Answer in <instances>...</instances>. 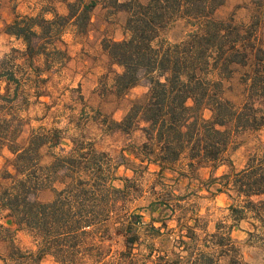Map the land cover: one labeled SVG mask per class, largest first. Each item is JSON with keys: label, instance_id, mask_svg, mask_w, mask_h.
Returning <instances> with one entry per match:
<instances>
[{"label": "trees", "instance_id": "trees-1", "mask_svg": "<svg viewBox=\"0 0 264 264\" xmlns=\"http://www.w3.org/2000/svg\"><path fill=\"white\" fill-rule=\"evenodd\" d=\"M97 1L101 0H94L91 7ZM225 2L115 3L118 10L129 14L128 38L103 44L112 62L123 67V72L115 77V88L123 94L143 79L150 85L146 98L135 103L124 120L116 124L127 133L146 124L143 130L147 141L140 149L145 169L154 165L162 175L172 171L178 180L192 177L198 167L217 168L228 161L236 134L264 128V111L257 107V100L264 101V49L258 44L255 30L262 17L255 14L249 26L237 25L232 18L219 20L215 13ZM81 15L88 18L89 9L85 8ZM74 17L71 12L68 16L55 14L51 20L40 16L19 18L8 25L6 32L25 43L24 56L32 61L35 55L47 56L46 46L59 37L63 22ZM177 20L185 21L191 31L183 41L171 44L162 35ZM42 36L47 42L37 49L34 39ZM1 64L7 66L0 72V82L5 84V93H0V151L7 147L13 158L12 171L5 169L0 176V210L40 241L39 249L33 253L35 259L48 255L55 259H90L87 257L95 250L99 253L96 256L101 257L105 252L100 249L108 234L101 235L97 243L95 233L101 229L104 233L110 231V223L123 217L121 212L131 195L132 180L119 177L116 172L119 166L127 167L125 157L116 163L81 137L73 140L71 152L54 155L52 162L45 164L42 150L60 146L62 132L38 129L32 131L24 146L18 143L22 121L16 106L22 82L12 67L13 58L8 57ZM234 65L253 69L246 77L249 100L240 107L224 98L223 82L211 78L215 73L229 77ZM206 110L209 118L204 116ZM183 160L185 170L178 167ZM223 179L226 183L222 188L231 184L238 197L245 198L244 205L230 207L231 218L239 222L252 213L264 229V201L253 199L264 195V155L253 156L244 169L224 175ZM118 181L123 182L122 187L116 186ZM43 191H52L53 199L42 201L39 195ZM132 217L140 224L142 216ZM176 222L174 247L158 252L156 264H249L232 237V226L219 223L214 233L207 234L201 218L193 214L183 215ZM134 224L118 223L126 246L138 242L135 237H128ZM163 226L168 228L167 224ZM57 263L84 264L77 260Z\"/></svg>", "mask_w": 264, "mask_h": 264}, {"label": "rangeland", "instance_id": "rangeland-1", "mask_svg": "<svg viewBox=\"0 0 264 264\" xmlns=\"http://www.w3.org/2000/svg\"><path fill=\"white\" fill-rule=\"evenodd\" d=\"M127 1L101 0L91 7L94 0H0V72L9 64L2 65V61L13 58L12 67L18 71L22 82L18 96L20 102L16 106V114L22 121L18 143L24 146L34 130H60L63 137L60 146L42 150L43 162L50 164L54 155H66L72 151L74 139L84 137L116 163L125 157L127 167L119 166L116 172L119 177L132 180L127 207L121 212L123 217L110 223L108 233H104V229L95 233L97 243L101 235L108 234L100 249L105 252L101 257L96 256L99 253L95 250L87 257L90 259H55L50 255L35 259L33 253L39 249L40 241L14 224L6 211L0 210V225H3L0 226V264H58L57 260H77L84 264H156L158 252L171 251L174 247L176 220L192 214L201 218L207 234L214 233L219 223L232 226V237L244 259L249 264H264L262 223L252 218V213L245 220L235 222L230 207L244 205L245 198H239L231 184L222 188L226 183L224 175L244 169L253 156L264 155V128L258 132L236 134L227 154L228 161L217 168L198 167L195 175L179 180L175 172L165 171L162 175L158 173V167L151 165L145 169L141 164L140 149L147 141L143 130L145 123L129 133L118 129L116 123L124 120L135 103L146 98L150 88L149 81L143 79L127 92H117L114 80L123 72V67L113 63L103 48L107 40L128 38L126 23L129 14L115 6L116 2ZM139 1L147 3L149 0ZM57 3L67 4V15L57 12ZM261 4L262 8L258 9ZM85 8L89 9L88 18L81 15ZM71 12L76 17L63 22L59 37L52 45L46 46L49 60L41 55H35L32 61L27 60L25 43L6 32L8 25L19 18L40 16L51 20L55 14L68 16ZM258 13L262 21L255 30L258 44L264 49V0H226L217 9L215 17L219 20L232 18L237 25L249 26ZM190 31L191 27L185 21L177 20L166 29L162 38L175 44L183 41ZM46 42L43 36L34 39L37 49H42ZM252 70V67L234 65L229 77L215 73L211 78L221 80L224 98L240 107L247 99L246 77ZM0 87V93L4 94V82H0ZM257 107L264 111V101L257 100ZM204 116L209 118L210 112L206 110ZM12 158L9 149L3 147L0 176L5 169L12 171ZM178 167L185 170L186 161L180 162ZM232 179L230 177L229 181ZM115 184L123 186L121 181ZM39 197L42 201H50L54 193L43 191ZM253 199L264 201V195ZM135 215L142 216L140 224L132 217ZM124 221L135 222L128 237H135L138 242L131 247L126 246V238L117 229L118 223ZM164 224L168 228H164Z\"/></svg>", "mask_w": 264, "mask_h": 264}, {"label": "crops", "instance_id": "crops-1", "mask_svg": "<svg viewBox=\"0 0 264 264\" xmlns=\"http://www.w3.org/2000/svg\"><path fill=\"white\" fill-rule=\"evenodd\" d=\"M58 7L56 8L57 12L59 14L67 15L68 14V7L67 4L64 3H57L56 4ZM85 6V5H83ZM34 9V8H33Z\"/></svg>", "mask_w": 264, "mask_h": 264}]
</instances>
